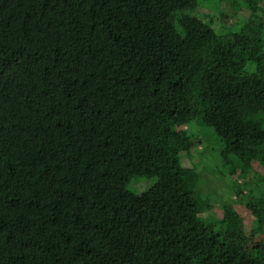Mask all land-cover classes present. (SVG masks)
Segmentation results:
<instances>
[{"label":"trees","instance_id":"obj_1","mask_svg":"<svg viewBox=\"0 0 264 264\" xmlns=\"http://www.w3.org/2000/svg\"><path fill=\"white\" fill-rule=\"evenodd\" d=\"M204 1L0 0V264H264V0Z\"/></svg>","mask_w":264,"mask_h":264},{"label":"rangeland","instance_id":"obj_2","mask_svg":"<svg viewBox=\"0 0 264 264\" xmlns=\"http://www.w3.org/2000/svg\"><path fill=\"white\" fill-rule=\"evenodd\" d=\"M223 4H224V0L204 1L201 4L202 8L198 9L197 12L199 13V15L211 14L212 12H217L219 10H222ZM205 132H207V129H205ZM212 134L214 135V133ZM214 138H216L215 135H214ZM129 189L135 193H140V187L138 185L135 186L134 184H132L129 186ZM233 213L227 207L224 211L220 210V212L217 215V219L226 221L227 219H230L232 216L235 219H237L239 216ZM258 214H261V213H258ZM258 214L256 215L255 213L251 211L248 212L247 210L244 211V213L242 214V218H243L242 225L240 224L236 225L235 230L233 231L236 237L237 235H239L240 239L245 242L244 248L248 251L249 250L253 251L254 249H256L255 247L258 244V242H264V234L260 232V226L262 227L264 224H261L260 226H256L257 224L256 222H254V220L260 218ZM235 224H238V223H235ZM243 230H246V233L243 234L242 233Z\"/></svg>","mask_w":264,"mask_h":264}]
</instances>
